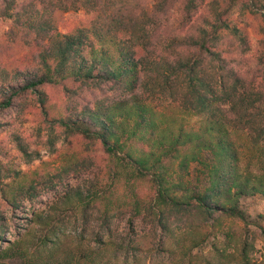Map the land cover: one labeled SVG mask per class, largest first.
Returning <instances> with one entry per match:
<instances>
[{
    "label": "trees",
    "instance_id": "obj_1",
    "mask_svg": "<svg viewBox=\"0 0 264 264\" xmlns=\"http://www.w3.org/2000/svg\"><path fill=\"white\" fill-rule=\"evenodd\" d=\"M203 2L0 0V14L15 18L25 40L13 67L0 63V117L14 111L19 118L36 107L44 123L65 133L69 154L23 172L0 169L11 175L0 181V264H55L53 252L71 222L81 227L82 235L74 237L79 242L91 235L90 251L112 241L117 258L123 254L126 261L137 254L139 223L159 229L161 241L173 223L187 237L199 226L237 218L246 225L240 239L245 254L253 246L250 225L264 229L263 216H252L241 202L264 197V177L242 170L232 125L241 124L264 153V55H246L249 39L232 15L242 5L264 13V0H226L202 32L197 23ZM80 9L96 12L98 24L131 21V43L108 38L111 29L104 32L102 24L62 31L59 16ZM175 9L178 24H170ZM5 53L0 47V57ZM163 105L200 115L202 124L175 131V121L160 117ZM5 124L12 123L0 119V127ZM82 144L89 150L80 151ZM101 173H107L104 180H98ZM84 174L91 177L89 186L63 189L19 230L30 203ZM171 174L193 175L180 187ZM120 222L125 232L114 242ZM13 229L16 237L6 238ZM225 236L237 242L236 227ZM63 257L82 264L71 253Z\"/></svg>",
    "mask_w": 264,
    "mask_h": 264
},
{
    "label": "rangeland",
    "instance_id": "obj_2",
    "mask_svg": "<svg viewBox=\"0 0 264 264\" xmlns=\"http://www.w3.org/2000/svg\"><path fill=\"white\" fill-rule=\"evenodd\" d=\"M225 1L204 0L200 9L203 17L198 20V28H208V22L212 21L218 14ZM12 11L14 12V9ZM261 12L262 10L242 5L232 15L233 24L249 39L250 50L246 52V55L253 58L264 55V13ZM179 16V11L175 9L174 15L170 17V24H178L177 18ZM14 20L15 18L0 14V47L6 51L5 55L0 57V63L3 67L4 64H11L13 67L24 52L22 46L24 47L25 40L22 36V29L16 26ZM58 20L62 23L60 27L62 31L67 29L76 30L83 27L89 28L94 25L100 27L102 24L104 32H106V29H111L108 38L117 35L124 45L131 43L128 34L133 31L134 24L129 20L122 21L117 26L109 23L103 24L102 20L98 24L96 12H90L87 9L64 12ZM135 28H138V26L136 25ZM110 49L113 50V46H110ZM254 86H256V83ZM166 106L161 108L162 114L160 117L165 122L167 120H169V123L175 121V123L173 122L175 131L178 130L180 125L197 129L202 124V116L182 113L181 107L175 105ZM16 115L17 113L14 111H7L0 117L3 123H12L0 127V169L4 167L10 172H23L35 169L45 161L59 163L69 157L66 152L68 142L64 141L65 133L61 132L62 130L57 125L44 123L36 107L19 118ZM232 127L237 134L238 146L241 150L242 170L250 169L254 173L246 174V176L264 177V153L261 146L252 142L241 124L232 125ZM49 140L55 142L52 147ZM71 140L77 142V144L81 143L77 138H71ZM22 146H26V152L21 149ZM79 149L80 151L89 150L84 144ZM176 167L177 163L173 169H176ZM106 174L101 173L98 180H104ZM192 175L171 174V181L175 184H181L179 185L181 187L189 182ZM6 176L7 174L0 173V181L2 179L9 181L11 175ZM90 178L86 174L72 178L66 188H59L56 191L45 193L39 200L30 203L28 205L30 210L22 213L18 219L19 230H24L27 222L32 217L33 211L48 209L64 194L65 189L71 190L72 188L89 186ZM140 190L144 191L146 196H152V190L148 186H142ZM177 192L179 193V191ZM241 206L247 209L252 216H255L254 214L263 216L261 222L264 226L263 196L257 194L247 198L241 202ZM124 225V222H120L118 225L116 237L113 239L114 242H117V239L121 240V233L124 234L125 232ZM137 226L136 242L138 251L135 256H130L129 260L126 261L123 259V254L117 258L116 253L113 251L114 243L112 244V241L102 250L96 247L97 250L90 251L89 247L94 243L91 235L85 234L82 238L83 242H79V239L77 240L74 237L79 238L82 235L81 227L79 224L74 225L71 222L67 231L68 236L63 237L61 246L53 252L57 260L55 264H67L65 257H63L67 252L71 253L73 258L79 259L82 264H264V229L250 225L253 246L245 254L242 245H240V239L243 238L242 229L246 225L237 218L224 219L215 227L199 226L193 229L195 233L192 236L187 237H185V231H182L173 223L171 226L173 231L161 241L160 230L153 227L152 224L139 223ZM232 226L236 227L237 230V242L228 241L229 238L225 236L227 232H230ZM16 232L17 230L13 229L5 237L14 239ZM160 242L163 245L162 248H164L161 253L157 251Z\"/></svg>",
    "mask_w": 264,
    "mask_h": 264
}]
</instances>
